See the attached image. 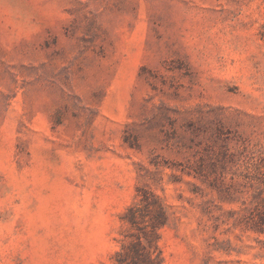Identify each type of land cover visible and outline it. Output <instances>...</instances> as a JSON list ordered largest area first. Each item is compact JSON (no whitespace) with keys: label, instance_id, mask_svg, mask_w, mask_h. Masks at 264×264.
<instances>
[{"label":"rangeland","instance_id":"374dc122","mask_svg":"<svg viewBox=\"0 0 264 264\" xmlns=\"http://www.w3.org/2000/svg\"><path fill=\"white\" fill-rule=\"evenodd\" d=\"M144 231L166 264H264V0H0V264Z\"/></svg>","mask_w":264,"mask_h":264},{"label":"trees","instance_id":"16d2710c","mask_svg":"<svg viewBox=\"0 0 264 264\" xmlns=\"http://www.w3.org/2000/svg\"><path fill=\"white\" fill-rule=\"evenodd\" d=\"M129 219L133 225H138L136 212H133ZM163 219H165L164 214L158 216L156 221L158 223H164L165 220ZM138 227L142 229L139 225ZM143 233L144 237L147 239L148 246L143 245L140 237H138V241L133 243L128 251L125 253H117L114 264H166L162 250L158 247V244L156 243L154 247H152L153 238L149 236L150 232L144 231Z\"/></svg>","mask_w":264,"mask_h":264}]
</instances>
